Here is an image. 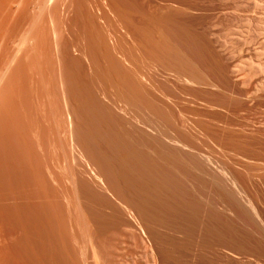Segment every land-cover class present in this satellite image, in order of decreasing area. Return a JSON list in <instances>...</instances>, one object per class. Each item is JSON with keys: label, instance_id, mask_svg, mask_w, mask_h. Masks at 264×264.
<instances>
[{"label": "rangeland", "instance_id": "obj_1", "mask_svg": "<svg viewBox=\"0 0 264 264\" xmlns=\"http://www.w3.org/2000/svg\"><path fill=\"white\" fill-rule=\"evenodd\" d=\"M107 1L1 26V264H264V0Z\"/></svg>", "mask_w": 264, "mask_h": 264}, {"label": "bare ground", "instance_id": "obj_2", "mask_svg": "<svg viewBox=\"0 0 264 264\" xmlns=\"http://www.w3.org/2000/svg\"><path fill=\"white\" fill-rule=\"evenodd\" d=\"M54 1L55 0H0V11H2V18L0 17V29H2L3 27H1L3 24L4 25H6L5 23H7L9 20H13L15 17H16V15H17V17L18 16H20L21 14L19 13V12H21V13H23L25 10H28V9H38V8H40V7H42V6H45V4H46V7H48V6H50L49 7V9H51V7H52V3H53V5H54ZM58 1V0H57ZM61 2H62V0H60ZM95 1V0H94ZM107 1V0H106ZM74 2V1H73ZM92 2V1H91ZM58 3V2H57ZM63 3V2H62ZM68 3V2H67ZM72 3V2H71ZM107 3H108V1H107ZM66 4V3H65ZM64 4V5H65ZM79 5V4H78ZM104 5V4H103ZM110 5V4H109ZM108 5V6H109ZM60 7V6H59ZM82 7V6H81ZM110 7V6H109ZM108 7V8H109ZM45 8V7H44ZM108 8H107V10H108ZM43 9V8H42ZM82 9H83V7H82ZM99 9V8H98ZM170 9V8H169ZM24 10V11H23ZM32 10V11H33ZM139 10V9H138ZM41 11V10H40ZM49 11V10H48ZM59 11H60V9H59ZM72 11V10H71ZM70 11V12H71ZM74 11V10H73ZM90 11V10H89ZM37 12V11H36ZM35 12V13H36ZM44 12H45V9H44ZM44 12H42L41 14H43ZM165 12V11H164ZM33 13V12H32ZM46 13V12H45ZM91 13V12H90ZM107 13V12H106ZM112 13V12H111ZM20 14V15H19ZM40 14V13H39ZM59 14V13H58ZM69 14V13H68ZM72 14V13H71ZM82 14V13H81ZM95 14V13H94ZM122 14V13H121ZM23 15V14H22ZM45 15V14H44ZM33 16V15H32ZM49 17L51 16V15H48ZM71 16V15H70ZM91 16V15H90ZM98 16V15H97ZM115 16V15H114ZM139 16V15H138ZM14 17V18H13ZM38 17H40V16H38ZM59 17V16H58ZM72 17V16H71ZM83 17V16H82ZM33 18V17H32ZM57 18V17H56ZM62 18V17H61ZM60 18V19H61ZM92 18V17H91ZM100 18V17H99ZM37 19V18H36ZM41 19V18H40ZM42 19H43V15H42ZM42 19H41V23H43V21H42ZM45 19V18H44ZM43 19V20H44ZM51 19V18H50ZM54 19V18H53ZM101 19V18H100ZM32 20V19H31ZM37 20H39V19H37ZM57 20V19H56ZM66 20H67V18H66ZM132 20V19H131ZM54 21V20H53ZM53 21H52V24L53 25H55V23H53ZM99 21V20H98ZM115 21V20H114ZM118 21V20H117ZM120 21H122V20H120ZM14 22V21H13ZM25 22V21H24ZM38 22H40V21H38ZM58 22V21H57ZM77 22V21H76ZM85 22V21H84ZM41 23H39V25L41 24ZM61 23V22H60ZM63 23V22H62ZM12 24V23H11ZM36 24H37V21H36ZM64 24H65V22H64ZM86 24V23H85ZM92 24V23H91ZM95 24V23H94ZM93 24V25H94ZM111 24V23H110ZM10 25V24H9ZM29 25V24H28ZM39 25H37V27L35 26V28H38V26ZM53 25H51V27L53 26ZM63 25V24H62ZM126 25V24H125ZM33 26V27H34ZM58 26V25H57ZM57 26L56 27H54V28H56L57 29ZM61 26V25H60ZM32 27V26H31ZM94 27V26H93ZM53 28V27H52ZM65 28V27H64ZM86 28V27H85ZM106 28V27H105ZM122 28V27H121ZM146 28V27H145ZM5 29V28H4ZM34 29V28H33ZM44 29V28H43ZM67 29V28H66ZM35 30V29H34ZM62 30V29H61ZM108 30V29H107ZM163 30V29H162ZM1 32H2V30H0ZM4 31V30H3ZM45 31V30H44ZM56 31V30H55ZM57 31H58V29H57ZM95 31H97L96 29H95ZM19 32V31H18ZM34 32L35 31H30V35H31V33L32 34H34ZM38 32V31H37ZM50 32V31H49ZM53 32V31H52ZM8 33V32H7ZM66 33V32H65ZM69 33V32H68ZM99 32H97V34H98ZM104 33H105V31H104ZM28 34V35H29ZM37 34V33H36ZM44 34H45V32H44ZM50 34V33H49ZM48 34V35H49ZM64 34V33H63ZM107 34H109V33H107ZM118 34H119V32H118ZM27 35V34H26ZM27 35V36H28ZM29 35V36H30ZM99 35V34H98ZM127 35H129L128 33H127ZM28 36V37H29ZM55 36H57V35H55ZM64 36L65 35H63V38H64ZM86 36V35H85ZM109 36V35H108ZM5 37H6V35H5ZM33 37V36H32ZM31 37V38H32ZM49 37V36H48ZM69 37H71V36H69ZM84 37V36H83ZM87 37V36H86ZM91 37H93V36H91ZM99 37V36H98ZM128 37V36H127ZM56 38V37H55ZM62 38V39H63ZM110 38V37H109ZM45 39V38H44ZM47 39V38H46ZM56 39H58V37L56 38ZM55 39V40H56ZM94 39V38H93ZM130 39V38H129ZM164 39V38H163ZM19 40V39H18ZM27 40V39H26ZM30 40V39H29ZM37 40V39H36ZM107 40V39H106ZM112 40V39H111ZM23 41H25V40H23ZM33 41V40H32ZM41 41V40H40ZM47 41V40H46ZM57 41V40H56ZM56 41H54V43L56 42ZM101 41V40H100ZM128 41V40H127ZM4 42V41H3ZM2 42V43H3ZM27 42V41H26ZM39 42V41H38ZM37 42V43H38ZM61 41H59V43H60ZM95 42V41H94ZM104 42V41H103ZM124 42V41H123ZM12 43V42H11ZM34 43V42H33ZM36 43V42H35ZM36 43V44H37ZM44 43V42H43ZM57 43V42H56ZM62 43V42H61ZM18 44V43H17ZM23 44H25V43H23ZM52 44V43H51ZM58 44V43H57ZM119 44V43H118ZM4 45V44H3ZM2 45V46H3ZM21 45H22V43H21ZM28 44H26V46H27ZM24 47H26L25 45H23ZM23 46H21L20 48H24ZM37 46H38V44H37ZM61 46V45H60ZM118 46V45H117ZM16 47V46H15ZM14 47V48H15ZM19 47V46H18ZM17 47V51H19L20 50V48H18ZM56 47V46H55ZM141 47V46H140ZM158 47V46H157ZM2 48V47H1ZM57 48H59V46H57ZM63 48V47H62ZM61 48V49H62ZM114 48V47H113ZM116 48V47H115ZM114 48V49H115ZM44 49H46V48H44ZM100 49V48H99ZM25 50V49H24ZM23 50V51H24ZM53 50V49H52ZM136 50V49H135ZM20 51H22V50H20ZM22 51V52H23ZM40 51H42V50H40ZM45 51V50H44ZM12 52V51H11ZM33 52H35L34 50H33ZM74 52H76V50L74 51ZM85 52V51H84ZM160 52V51H159ZM17 53V52H16ZM18 53H20V52H18ZM60 53V52H59ZM101 53H102V51H101ZM123 53V52H122ZM141 53V52H140ZM21 54V53H20ZM54 54V53H53ZM52 54V55H53ZM138 54V53H137ZM30 55V54H29ZM32 55V54H31ZM30 55V56H31ZM41 55V54H40ZM142 55V54H141ZM86 56V55H85ZM154 56V55H153ZM14 57H15V55H14ZM18 57H20V55H18L17 56V58ZM58 57V56H57ZM16 58V57H15ZM28 58V57H27ZM30 58V57H29ZM60 58V57H59ZM58 58V59H59ZM124 58V57H123ZM19 59V58H18ZM58 59H57V61H58ZM26 60H28V59H26ZM65 60V59H64ZM60 62H61V59L59 60ZM21 63V62H20ZM41 63V62H40ZM5 64V63H4ZM124 64V63H123ZM9 65H10V63H9ZM8 65V66H9ZM14 65H16V64H14ZM13 65V66H14ZM64 65H65V63H64ZM11 66V65H10ZM43 66V65H42ZM107 66V65H106ZM116 66V65H115ZM154 66H155V64H154ZM60 67V66H59ZM64 67V66H63ZM125 67V66H124ZM129 67H132V66H129ZM128 67V68H129ZM10 68V67H9ZM54 68V67H53ZM7 69V68H6ZM5 69V70H6ZM12 69V68H11ZM10 69V70H11ZM15 69V68H14ZM117 69V68H116ZM98 70H99V68H98ZM9 70L7 69V72H8ZM21 71V70H20ZM108 71H109V69H108ZM150 71V70H149ZM30 72V71H29ZM37 72V71H36ZM110 72V71H109ZM12 73V70H11V72H10V74ZM158 73V72H157ZM178 73V72H177ZM7 74V73H6ZM9 74V73H8ZM7 74V76L9 77V75ZM13 74V73H12ZM19 74V73H18ZM31 74V73H30ZM4 75V74H3ZM2 75V76H3ZM148 75V74H147ZM37 77V76H36ZM3 78H4V76H3ZM7 78V77H6ZM5 78V79H6ZM19 78V77H18ZM1 79V78H0ZM5 79H4V83H5ZM31 79H33V77L31 78ZM111 79H112V77H111ZM126 79H127V77H126ZM9 80V79H8ZM136 80H137V78H136ZM33 81V80H32ZM118 81V80H117ZM124 81H126V80H124ZM195 81V80H194ZM19 82V81H18ZM3 83V84H4ZM109 83V82H108ZM190 83V82H189ZM197 83V82H196ZM6 84V83H5ZM121 84V83H120ZM127 84V83H126ZM148 84V83H147ZM8 85V84H7ZM32 85H33V83H32ZM36 85H37V83H36ZM116 85V84H115ZM2 87V84H1V86H0V88ZM37 87V86H36ZM118 87V86H117ZM122 87V86H121ZM48 88V87H47ZM37 89V88H36ZM154 89V88H153ZM1 90H2V88H1ZM14 90V89H13ZM161 90V89H160ZM65 91V90H64ZM133 91V90H132ZM63 92V91H62ZM134 92V91H133ZM163 94V93H162ZM33 95V94H32ZM19 96V95H18ZM5 96H3V98H4ZM162 97V96H161ZM166 97V96H165ZM167 98V97H166ZM5 99V98H4ZM21 100V99H20ZM133 100V99H132ZM5 101V100H4ZM65 102H67V101H65ZM128 102V101H127ZM22 103V102H21ZM128 104V103H127ZM159 104V103H158ZM3 105H6V104H3ZM8 105V104H7ZM66 105V104H65ZM158 106V105H157ZM175 106V105H174ZM66 107H67V105H66ZM68 111V110H67ZM168 111V110H167ZM37 112V111H36ZM36 115H37V113H36ZM72 116V115H71ZM37 118V117H36ZM3 120V119H2ZM27 122V121H26ZM48 123V122H47ZM55 123V122H54ZM60 124V123H59ZM71 124V123H70ZM74 124V123H73ZM66 126V125H65ZM51 128V127H50ZM74 128V127H73ZM51 131V130H50ZM67 131V130H66ZM73 131V130H72ZM59 132H60V130H59ZM71 132V131H70ZM39 134H40V132H39ZM60 134V133H59ZM39 136V135H38ZM53 136V135H52ZM60 140H61V138H59ZM38 141L40 140V139H37ZM37 141V142H38ZM38 143H40V142H38ZM42 144H44V143H42ZM55 145V144H54ZM62 145V144H61ZM40 146V145H39ZM40 148H42V147H40ZM42 151V150H41ZM64 151V150H63ZM43 152V151H42ZM55 154H56V152H55ZM54 154V155H55ZM65 154V153H64ZM66 156V155H65ZM31 158V157H30ZM57 159H59V158H57ZM60 161V160H59ZM53 162V161H52ZM46 163V162H45ZM53 165V164H52ZM48 168V167H47ZM48 173H50V172H48ZM75 173V172H74ZM74 176H75V174H74ZM52 177V176H51ZM50 177V178H51ZM44 178V177H43ZM53 179V178H52ZM75 181H76V178L74 179ZM73 180V181H74ZM45 182V181H44ZM68 182V181H67ZM55 183V182H54ZM65 183V182H64ZM69 183V182H68ZM58 184V183H57ZM77 184V183H76ZM56 185V184H55ZM58 186V185H57ZM74 186V185H73ZM60 190H61V188H60ZM66 191H68V190H66ZM77 191V190H76ZM62 192V191H61ZM63 193V192H62ZM77 194V193H76ZM64 195V194H63ZM68 206H69V203H68ZM72 207V206H71ZM68 209H70V208H68ZM71 211V210H70ZM71 214V213H70ZM70 216V215H69ZM71 217V216H70ZM69 221H71V220H69ZM23 222V221H22ZM27 222V221H26ZM16 223V222H15ZM25 223V222H24ZM38 225V224H37ZM41 225V224H40ZM42 225H43V223H42ZM52 225V224H51ZM71 225V224H70ZM25 226V225H24ZM30 226V225H29ZM45 226V225H44ZM48 226V225H47ZM60 226V225H59ZM32 227V226H31ZM35 228H37L36 226H34ZM43 227V226H42ZM15 228V227H14ZM25 228H26V226H25ZM39 228V227H38ZM72 228V227H71ZM43 229V228H42ZM46 229V228H45ZM44 229V230H45ZM14 230H16V229H14ZM39 230V229H38ZM25 231V230H24ZM24 231H22V233L24 232ZM16 232V231H15ZM19 232V231H18ZM44 232V231H43ZM27 233H28V231H27ZM72 233H73V231H72ZM32 234V233H31ZM45 234V233H44ZM38 235V234H37ZM46 235V234H45ZM44 235V236H45ZM25 236V235H24ZM27 236V235H26ZM31 236V235H30ZM33 236V235H32ZM31 236V237H32ZM73 236V235H72ZM29 237V236H28ZM33 238V237H32ZM36 238H37V236H36ZM24 239H25V237H24ZM42 239L44 240V238H43V235H42ZM5 240V239H4ZM47 240V239H46ZM49 240V239H48ZM6 241V240H5ZM24 241H26V240H24ZM28 241V240H27ZM26 241V242H27ZM31 241V240H30ZM1 242V241H0ZM24 243V242H23ZM1 244V243H0ZM25 244V243H24ZM31 244V243H30ZM29 246V245H28ZM31 246V245H30ZM44 246V245H43ZM78 246V245H77ZM23 247V246H22ZM33 247V246H32ZM36 247V246H35ZM27 248V247H26ZM34 248V247H33ZM24 249V248H23ZM22 249V250H23ZM38 249V248H37ZM54 249V248H53ZM45 250V249H44ZM47 250H48V248H47ZM51 250V249H50ZM56 250V249H55ZM23 251H26L25 249L23 250ZM61 251V250H60ZM6 252V251H5ZM4 252V255L6 254ZM16 253V252H15ZM19 253V252H18ZM26 253V252H25ZM29 253V252H28ZM40 253V252H39ZM69 252H67L66 254H68ZM9 254H11V252H9ZM15 255V254H14ZM36 255V254H35ZM34 255V256H35ZM0 256H2V254L0 255ZM12 256V255H11ZM39 256V255H38ZM83 256V255H82ZM8 257V256H7ZM33 257V256H32ZM84 257V256H83ZM82 257V258H83ZM86 257V256H85ZM12 258V257H11ZM19 258V257H18ZM22 258V257H21ZM81 258V259H82ZM4 260V259H3ZM8 260V259H7ZM2 261V260H1ZM17 261V260H16ZM5 262V261H4ZM2 262H0V264H1ZM18 263H20V262H18ZM17 263V264H18ZM84 263V262H83ZM11 264V263H10ZM21 264H29L27 261H25V258H24V260H22L21 261ZM33 264H74L73 263V260L70 258V256L68 257L67 256V258L63 255V254H60V253H58V252H56V251H51V252H49V253H44L42 256H40V257H38V258H36V260H34V262H33Z\"/></svg>", "mask_w": 264, "mask_h": 264}]
</instances>
